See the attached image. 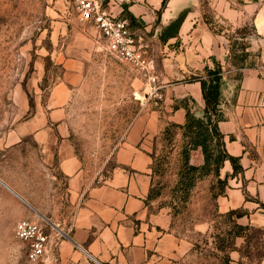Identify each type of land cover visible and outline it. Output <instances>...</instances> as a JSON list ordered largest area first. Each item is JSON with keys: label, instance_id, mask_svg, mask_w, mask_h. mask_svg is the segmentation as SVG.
I'll list each match as a JSON object with an SVG mask.
<instances>
[{"label": "rangeland", "instance_id": "1", "mask_svg": "<svg viewBox=\"0 0 264 264\" xmlns=\"http://www.w3.org/2000/svg\"><path fill=\"white\" fill-rule=\"evenodd\" d=\"M209 2L204 5L207 21L214 31L225 32L235 62L247 56L251 62L252 55L264 62V33L255 31L252 15L246 23L220 21L218 6ZM96 39L95 29L79 19L71 0H0V140L26 142L0 149L1 181L18 186L34 183L28 171L33 163L30 154L37 151L32 129L44 123L52 88L62 80L69 63L75 68L84 63L81 75L72 71L71 141L93 170L110 169L133 123L145 110L161 107L162 96H152L141 76L101 51ZM153 124L150 209L170 216V232L188 242L189 249L178 259H155L151 264H264V202L256 198V214L229 217L231 210H245L226 211L228 185L214 173H205L206 169L185 166L183 129L165 115L154 118ZM187 150L190 165H204L201 149L188 146ZM20 154L26 160L25 171L20 170ZM54 173L59 176L56 169ZM220 178H226L221 170ZM190 181L195 182L192 187ZM66 217L58 207L27 218L39 219L54 237L66 239L61 232L68 231ZM20 218L16 199L0 182V264H50L29 259L26 244L15 236ZM234 224L246 228L237 235ZM125 256L132 258L130 253ZM58 258L51 264H60ZM120 264L147 263L133 254V259Z\"/></svg>", "mask_w": 264, "mask_h": 264}, {"label": "crops", "instance_id": "2", "mask_svg": "<svg viewBox=\"0 0 264 264\" xmlns=\"http://www.w3.org/2000/svg\"><path fill=\"white\" fill-rule=\"evenodd\" d=\"M207 1L218 6L216 17L220 21L246 23L252 15L255 31L264 33V7L258 0ZM205 2L110 1L108 7L115 14L128 17L132 27L152 42L163 101L159 109L145 110L133 123L110 169H91L71 141L72 71L81 75L84 63L76 68L66 65L64 77L52 88L44 123L32 129L37 151L30 154L33 163L28 171L29 181L34 183L18 186L3 182L16 199L20 220L63 208L70 238L60 239L56 257L60 264H120L133 259V254L151 264L155 259H178L189 249L188 242L170 232V216L150 209L153 157L149 139L156 133V117L165 115L169 122L184 124L188 109L204 114L202 85L192 78L218 64L224 81L220 101L224 119L219 128L227 152L239 157L243 167L234 174L232 163L226 160L221 168L222 176H229L226 211L244 209L256 214V198L264 202V62L253 55L251 62L248 56L239 64L235 62L225 32L214 31L207 21ZM183 12L186 15L179 33L162 41L164 28ZM25 144L22 140H0V149ZM20 158V170L25 171L26 160L22 154ZM127 253L132 258H127Z\"/></svg>", "mask_w": 264, "mask_h": 264}, {"label": "built area", "instance_id": "3", "mask_svg": "<svg viewBox=\"0 0 264 264\" xmlns=\"http://www.w3.org/2000/svg\"><path fill=\"white\" fill-rule=\"evenodd\" d=\"M110 1L71 0L79 19L95 29L101 51L131 66L149 85L152 96H160L152 42L132 27L128 17L115 14L108 7ZM258 1L264 7V0ZM14 231L15 236L26 244L27 255L32 262L47 260L51 264L56 259L61 238L54 237L39 219H21Z\"/></svg>", "mask_w": 264, "mask_h": 264}, {"label": "trees", "instance_id": "4", "mask_svg": "<svg viewBox=\"0 0 264 264\" xmlns=\"http://www.w3.org/2000/svg\"><path fill=\"white\" fill-rule=\"evenodd\" d=\"M185 15V12L181 13L176 20L164 28L161 34L162 41L166 42L179 33ZM192 80L201 82L206 106L202 116H198L195 112L188 109L184 124H174L183 129V137L187 145L184 150L185 166L194 171L206 169L205 173H214L221 183L228 185L229 176H226L225 179L220 178V170L224 161L230 160L234 174L242 172L243 167L240 165L239 157L232 156L227 152L224 141L225 136L219 128V122L224 119V116L220 112V101L224 84L223 68L218 64L214 70L206 69L204 75L195 76ZM188 146L191 149L202 150L205 159L204 165L195 166L189 164ZM194 183V181H190L189 187H192ZM180 184L183 183L180 181ZM227 214L229 217L235 215L236 218H240L246 213L231 210ZM234 225V228H238V231L236 230L237 235H240L242 230L246 228L240 224Z\"/></svg>", "mask_w": 264, "mask_h": 264}, {"label": "water", "instance_id": "5", "mask_svg": "<svg viewBox=\"0 0 264 264\" xmlns=\"http://www.w3.org/2000/svg\"><path fill=\"white\" fill-rule=\"evenodd\" d=\"M0 182H2L6 187H8L3 181L0 180ZM8 188H9V187H8ZM9 189H10V188H9ZM63 233L65 234V236H67L68 238H70L69 235H68L66 232H63Z\"/></svg>", "mask_w": 264, "mask_h": 264}]
</instances>
